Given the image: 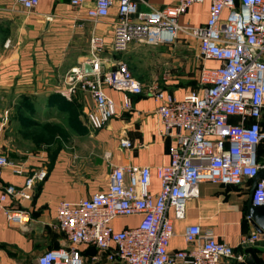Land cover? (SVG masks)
<instances>
[{"label": "built area", "instance_id": "2783aa9c", "mask_svg": "<svg viewBox=\"0 0 264 264\" xmlns=\"http://www.w3.org/2000/svg\"><path fill=\"white\" fill-rule=\"evenodd\" d=\"M40 0H14L26 11ZM141 0H69L73 9L84 8L91 20L106 18L117 3L111 52L122 54L132 43L169 46L178 35L196 42L201 66L195 88L182 99L158 87H145L127 64L117 61L104 71L100 57L101 37L89 39L88 56L65 76L61 94L73 98L78 91L88 94L93 108L86 113L92 131L103 129L115 115L114 101L105 94L111 88L123 94L122 107H132V96L146 95L158 102L156 115L165 136L174 139L169 163L149 166L113 167L107 189L75 202L61 200L56 208L58 230L69 247L50 249L32 264H83L79 247L94 246L96 259L111 264H234L242 256L216 240L197 225L185 228L186 248L170 252L173 224L186 215V204L198 196V186L210 183L241 186L253 180L263 162L257 149L264 142V0H171L162 9L138 13ZM208 3L204 25H179L178 19L193 5ZM136 17V19H134ZM85 66L91 70L86 73ZM120 145L130 147L128 140ZM106 158L108 156L106 155ZM5 168L15 175H26L27 167L0 152V177ZM152 175L159 192H149ZM46 168L26 175L22 188L6 186L0 193V213L9 222L27 220L23 211L13 210L10 202L30 200V192L47 178ZM252 206H264V179L258 180ZM168 211L172 216H168ZM140 216L136 226L115 230L120 218ZM249 219V217H247ZM258 241L257 233L248 241Z\"/></svg>", "mask_w": 264, "mask_h": 264}, {"label": "crops", "instance_id": "0c3cea01", "mask_svg": "<svg viewBox=\"0 0 264 264\" xmlns=\"http://www.w3.org/2000/svg\"><path fill=\"white\" fill-rule=\"evenodd\" d=\"M169 4L171 0H141L137 11L147 13ZM91 7L88 3L84 8L73 9L69 0H40L34 9L26 11L14 0H0V117L5 108L25 110L31 102L35 108L30 112L35 116H40L44 109L56 113L60 98L58 89L67 73L88 56L92 35L101 37L104 42L100 53L105 62L104 71L112 70L117 61H123L142 85L158 87L176 99H182L195 88V78L189 73L193 62L188 61L185 49L173 51L171 45L132 43L122 55L114 54L111 45L117 3L110 8L108 17L96 21L87 17ZM207 17L208 3L193 5L179 17L178 23L201 26ZM104 92L116 106V113L107 125L98 131L83 129L82 133H76L74 141H78L72 147L63 148L53 158V167L47 169L45 181L36 184L29 193L31 199L11 200L10 207L25 212L27 220L12 223L0 213V264H32L47 250L69 247L57 228V204L61 200L75 202L105 191L113 167L155 168L169 163V150L174 139L162 132L156 115L158 102L146 95L132 96V107L124 109L121 92L111 88H104ZM71 102L78 106L69 114L73 117V128L76 129V122L84 127L86 113L93 108V101L87 93L78 91ZM261 126L263 129L264 119ZM122 139L128 140L130 147H122ZM16 149V153L0 151L10 160L24 164L26 175L38 170L40 161L37 157L21 147ZM90 158L93 163L87 169L84 166ZM257 159L263 162L264 142L257 149ZM26 175H15L10 168H5L0 177V193L10 185L22 188ZM251 184L252 180H246L241 186L201 183L198 196L186 204L185 217L174 221L168 250H184L185 228L197 225L242 256V261L234 264H264V237L254 243L247 242L251 234L256 233L246 215ZM149 192L154 196L159 192V182L154 175ZM167 215L172 216V212L168 211ZM140 219V216L120 218L112 225L115 230H121L136 226ZM79 251L83 264H111L102 258L96 259L97 250L89 246H80Z\"/></svg>", "mask_w": 264, "mask_h": 264}, {"label": "rangeland", "instance_id": "374dc122", "mask_svg": "<svg viewBox=\"0 0 264 264\" xmlns=\"http://www.w3.org/2000/svg\"><path fill=\"white\" fill-rule=\"evenodd\" d=\"M170 47H174L173 51H177L179 48L187 51L188 61L193 62V67L190 66L189 73L191 77L196 78L197 70L201 66L196 51V42L185 39L184 35L180 34ZM193 82L195 84L194 79ZM65 88L66 85L63 79L58 89L60 98L57 102L58 111L56 113L54 110L53 113H50V110L44 109L40 116H35L34 113L30 112L31 108H35L33 102L25 110L24 108L16 109V107L11 110L9 108L2 110L3 117H0V149L16 153L18 152L16 148L21 147L24 151L38 158L40 161L38 169L46 168L49 171L53 167V158L57 156L59 151L74 146V142L78 141L77 139L74 141L76 133H82L83 129L88 132L92 131L86 121L84 127L80 122H76V129L73 128V117L72 115L69 117V114L78 106L72 104V98L67 99L61 94V90ZM89 137L91 136L89 135ZM92 163L93 159L90 158V162L84 167L88 169Z\"/></svg>", "mask_w": 264, "mask_h": 264}, {"label": "water", "instance_id": "95a60500", "mask_svg": "<svg viewBox=\"0 0 264 264\" xmlns=\"http://www.w3.org/2000/svg\"><path fill=\"white\" fill-rule=\"evenodd\" d=\"M85 71L86 73L91 72L88 66H85ZM260 179H264V169H260L257 176L252 180V184L248 194L246 215L247 217H249V220L257 233V237L262 239L264 237V206H252L251 204L253 192L258 180Z\"/></svg>", "mask_w": 264, "mask_h": 264}, {"label": "trees", "instance_id": "16d2710c", "mask_svg": "<svg viewBox=\"0 0 264 264\" xmlns=\"http://www.w3.org/2000/svg\"><path fill=\"white\" fill-rule=\"evenodd\" d=\"M195 85H196V83H195ZM264 129V128H263ZM84 246V245H83ZM85 246H89V247H91V248H93V249H96L94 246H90V245H85ZM249 250H252V247H249L248 248Z\"/></svg>", "mask_w": 264, "mask_h": 264}]
</instances>
